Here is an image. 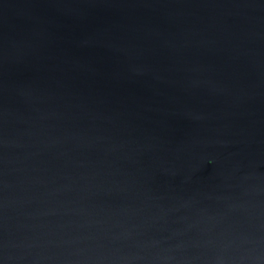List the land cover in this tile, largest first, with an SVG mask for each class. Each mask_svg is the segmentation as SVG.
Segmentation results:
<instances>
[{"label":"water","instance_id":"obj_1","mask_svg":"<svg viewBox=\"0 0 264 264\" xmlns=\"http://www.w3.org/2000/svg\"><path fill=\"white\" fill-rule=\"evenodd\" d=\"M0 264H264V0H0Z\"/></svg>","mask_w":264,"mask_h":264}]
</instances>
